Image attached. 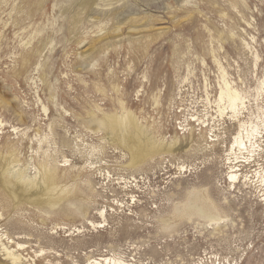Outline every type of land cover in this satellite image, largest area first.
<instances>
[{
    "label": "rangeland",
    "instance_id": "obj_1",
    "mask_svg": "<svg viewBox=\"0 0 264 264\" xmlns=\"http://www.w3.org/2000/svg\"><path fill=\"white\" fill-rule=\"evenodd\" d=\"M76 1L0 0L4 247L17 264H264V0H98L93 15ZM122 7L136 30L99 41ZM223 81L239 122L219 116ZM252 128L251 158L232 142ZM129 133L158 153L129 165ZM46 185L57 204L33 203ZM197 193L219 221L176 215Z\"/></svg>",
    "mask_w": 264,
    "mask_h": 264
},
{
    "label": "bare ground",
    "instance_id": "obj_2",
    "mask_svg": "<svg viewBox=\"0 0 264 264\" xmlns=\"http://www.w3.org/2000/svg\"><path fill=\"white\" fill-rule=\"evenodd\" d=\"M36 2H40L42 0H35ZM98 0H77L76 3H75V9L73 10H78L79 12H83L85 14H89L92 13V11L94 10L95 7L99 6L98 3H97ZM102 1L103 2V6L104 7H109L115 3H118L119 1H124V0H116L115 2L112 3V0H107V1H104V0H99V2ZM124 4V3H123ZM73 6V7H74ZM120 8V7H119ZM109 9V8H108ZM122 9H124L123 7L120 9V10H111V18L114 19V21L116 22V24H112L113 27L111 28V30H109V32H105L103 34L100 35L103 36L105 35L104 37H101L99 41H105V42H108L107 44L109 45V41L114 37H117L118 34L121 32L122 28H126L127 29V33L129 34V31H135L136 28L134 25H130L129 24V20L131 19H126V20H122L121 19L119 20V11H122ZM96 11V10H95ZM94 12V11H93ZM95 13V12H94ZM98 13V12H97ZM101 13V11H100ZM126 13V12H125ZM130 13V12H129ZM93 15V13H92ZM100 15V14H99ZM110 15V14H108ZM107 15V16H108ZM124 15V14H123ZM131 15V14H130ZM88 16V15H87ZM105 16V15H104ZM125 16V15H124ZM133 16V15H132ZM134 16H136L134 14ZM90 17V16H88ZM131 17V16H130ZM101 18V17H100ZM123 18V17H122ZM135 18H138L137 16ZM97 19V18H95ZM102 19V18H101ZM111 19V20H112ZM90 20V19H89ZM98 22H102V20L100 19H97ZM119 20V21H118ZM133 20V19H132ZM139 20V19H138ZM77 21V20H75ZM91 21V20H90ZM89 21V22H90ZM93 21V20H92ZM110 21V20H109ZM148 21V20H147ZM78 22V21H77ZM76 22V23H77ZM114 22V23H115ZM131 22V21H130ZM135 22V20H134ZM75 23V22H74ZM122 23V24H121ZM138 23V22H137ZM142 23V22H140ZM145 23H147L145 21ZM127 25V27L125 26ZM130 25V26H129ZM137 25V24H136ZM138 26V25H137ZM146 26V24H145ZM141 28V27H140ZM139 28V30H140ZM144 28V27H143ZM151 28V27H150ZM149 28V30H150ZM100 30L98 31L101 32L102 29L101 27L99 28ZM138 30V29H137ZM146 30V29H145ZM159 30V29H158ZM164 29H162L161 31H163ZM144 31V30H142ZM153 31V30H151ZM150 31V32H151ZM160 31V32H161ZM149 32V33H150ZM159 32V33H160ZM106 33V34H105ZM142 33V32H141ZM147 33V34H149ZM163 34V33H162ZM144 35V34H143ZM142 35V36H143ZM150 35V34H149ZM153 35V34H152ZM156 35V34H155ZM160 35V34H159ZM130 36V35H129ZM154 36V35H153ZM121 38V37H119ZM147 38V36H146ZM112 39V40H113ZM131 39V38H130ZM140 39V38H139ZM138 39V40H139ZM111 40V41H112ZM115 40V39H114ZM122 40V39H121ZM134 40V39H132ZM148 40V38H147ZM98 41V40H96ZM119 41V40H118ZM128 41H129V38H128ZM131 41V40H130ZM135 41V40H134ZM113 42V41H112ZM117 42V41H116ZM82 43V42H81ZM95 43V42H94ZM122 43V42H121ZM129 43V42H128ZM135 43V42H134ZM144 43H147V42H144ZM117 44V43H116ZM133 45V43H130ZM137 44V42H136ZM142 44V43H141ZM79 45V44H78ZM90 45V44H88ZM105 45V44H104ZM112 45V44H111ZM138 46V45H137ZM136 46V47H137ZM146 46V45H145ZM87 47V45H86ZM103 47V46H102ZM135 48V47H134ZM139 48V47H138ZM93 48L91 49H87L85 52H87L88 50H92ZM95 50V48H94ZM96 52V51H95ZM81 53V52H80ZM90 54V53H89ZM94 54V53H93ZM96 54V53H95ZM80 55V54H79ZM87 57V55H85ZM81 57V56H80ZM82 58H84V56H82ZM31 59V54L30 53H27L26 55L23 56L22 58V61L25 63V62H28L29 60ZM215 59V58H214ZM221 69V68H220ZM222 71V70H221ZM216 105L218 108V112H219V116L220 117H229V118H234L238 121V117L239 115L241 114L240 111L242 109H244V105L243 103L241 102V98L239 97V94L237 92V90L235 89H231V87L229 86L228 82H225L223 81V85L220 87V90H219V95H218V99L216 101ZM243 106V107H242ZM43 110H45L43 108ZM239 122V121H238ZM240 127H242L240 125ZM254 128V127H253ZM251 129V131L249 133H247L246 137L244 138L243 136H241V134H237L236 136H234L233 138V142H232V148L234 147V152L235 149H237V152L239 154H244V153H248L250 155V157H254V153L256 151H260L259 150V146H257L255 148V143L254 145H250L251 148L248 149L247 147V140H255L256 142V137H258L259 135V132L256 133V131L254 129ZM248 132V131H247ZM242 133V132H241ZM247 139V140H245ZM117 143L118 145L120 146L121 149L125 150L127 152V154L129 155V165H137L138 163H140L141 161H143L146 157H148L150 154L153 153H158L159 150H155L156 147L152 144H149L147 142V140H145L144 136L142 133H137V135H132L131 133L129 134H121L120 135V138L117 140ZM231 147V146H230ZM155 150V151H154ZM253 153V154H252ZM258 155V154H257ZM255 159H253L254 161ZM235 163H244L243 161H237V157H235ZM240 167V166H239ZM238 166L236 165H232L230 167V171L228 172L227 176H228V180L233 182L234 181H237L238 180V176H240V174L237 173V171H241V169L239 168ZM52 180V173L49 174V176L47 177V181L50 182ZM261 182L264 184V175L263 177H261ZM5 185H10V182H8L7 180L5 181L4 183ZM27 184L25 182H22V184H20L19 186H17L16 188H19L17 191H21L22 193L23 192H26V186ZM15 188V189H16ZM15 189H14V193H15ZM16 191V192H17ZM49 191V185H46V187L44 188V190L39 194L40 197H36L34 198V202L32 201L31 197L29 198V201H32L33 203L35 204H40V203H46L48 205L50 204H57L58 200H51L49 197L48 198H41L42 196H45L46 197V194L47 192ZM19 193V192H17ZM25 194V193H24ZM23 194V195H24ZM16 195V193H15ZM23 195L21 196L23 198ZM190 196V195H188ZM20 197V196H19ZM20 197V198H21ZM25 198V197H24ZM19 199V198H18ZM31 199V200H30ZM28 200V199H27ZM179 208V207H178ZM214 211H217L214 204L209 200L207 199L205 196L201 195V194H193L191 195L189 198H188V201H187V204L185 205V207L182 209V210H179L177 211L176 210V215L177 216H195L197 218H200V219H203V221H207L208 223H211V222H216V221H219L220 218L219 217H216L214 215ZM99 214V213H98ZM217 214V213H216ZM100 218H103L104 219V216H103V212L102 210L100 211ZM102 220V219H101ZM104 222V221H103ZM88 224V223H87ZM102 223L100 224H95L93 222H90L89 221V225L92 226V227H97V226H102L101 225ZM216 224V223H215ZM171 227V226H170ZM167 229V228H166ZM3 238V237H2ZM0 247L1 249L6 253V259H8L9 261H11V264H17L20 262L21 258L20 256H15V254L13 253V251H9L6 247H4L2 241H1V238H0ZM100 261H103L104 264H115L114 260H111V259H106V258H99ZM97 262V261H96ZM3 264V263H2ZM97 264H100L99 262Z\"/></svg>",
    "mask_w": 264,
    "mask_h": 264
}]
</instances>
